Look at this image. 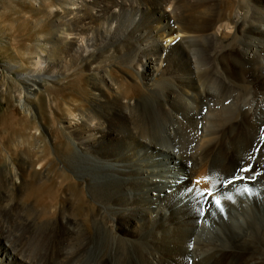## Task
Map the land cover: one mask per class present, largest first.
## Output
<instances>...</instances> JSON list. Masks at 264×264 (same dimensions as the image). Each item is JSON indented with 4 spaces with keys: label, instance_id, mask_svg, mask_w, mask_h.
Segmentation results:
<instances>
[{
    "label": "bare ground",
    "instance_id": "1",
    "mask_svg": "<svg viewBox=\"0 0 264 264\" xmlns=\"http://www.w3.org/2000/svg\"><path fill=\"white\" fill-rule=\"evenodd\" d=\"M34 2L69 58L5 67L29 95L95 73L89 99L108 108L104 121L64 118L75 148L33 171L40 204L42 175H75L73 216L57 215L60 230L42 205L29 235L0 216V264H264V0ZM21 155L7 183L26 199ZM196 180L213 200L188 191Z\"/></svg>",
    "mask_w": 264,
    "mask_h": 264
},
{
    "label": "rangeland",
    "instance_id": "2",
    "mask_svg": "<svg viewBox=\"0 0 264 264\" xmlns=\"http://www.w3.org/2000/svg\"><path fill=\"white\" fill-rule=\"evenodd\" d=\"M35 4L38 3L34 0H0V172L2 173H0V199L5 196L4 198H11L12 201L8 207L4 206L5 204L0 205V216L4 218L7 215L10 217V214L13 217L18 215L14 220H11L15 229L20 227L17 218H24L23 224H25L22 227L23 231L25 230L24 233L28 232L27 235L32 232L30 223L35 218L38 222L44 221V218H38L41 211L39 208H42V205L48 209V213L50 211L49 217H51L52 223L58 224L59 228L61 226L60 230L63 225L57 223L60 222L61 218L59 219V217L66 216L68 218L72 215L71 209L66 207L67 205L69 207V203H66L65 192L71 189L74 183L78 185L74 174L69 173L70 175L62 177V180L58 182H48L45 179L48 174L42 175L41 184L45 187L41 204L33 196L34 185L39 178L33 171L38 170L41 164L44 165V170H50L49 167H61L63 155L68 150L75 148V134L65 129L64 118L75 117L84 122L92 117L105 120L103 110L108 108V106L104 109L96 106L93 108L94 105L89 99V93L99 79L95 73V75L79 73L58 83H46L44 88L34 95L25 92L17 72L29 66L31 61L43 58L53 61L69 58L67 53L63 52L65 44L58 45L55 42L49 26L35 21L39 15L33 10L40 12L43 10ZM7 63L16 64L21 69H7L5 67ZM83 68L85 69V66ZM109 73L113 78H118L117 80L122 79L116 71ZM101 116L105 118H101ZM202 143L204 142L202 141ZM22 153L27 156V165L30 163L33 165L32 169L27 168L28 171L24 174L27 179L24 190L26 199H21V197L19 199L13 186L7 183L10 172L19 173L24 166L21 167L22 164H20ZM33 157L36 158L33 159ZM203 169L205 170V168ZM251 169L253 168L251 167ZM194 182L196 191L199 192L201 189L200 193L204 192L205 194L211 191L209 190L211 189L210 182H206L207 184L201 181L197 184V180ZM199 184L204 185L201 187ZM49 192L54 195L53 199L48 196ZM209 198L213 200L214 194ZM74 210L76 211V209ZM27 220L29 222H26Z\"/></svg>",
    "mask_w": 264,
    "mask_h": 264
},
{
    "label": "snow or ice",
    "instance_id": "3",
    "mask_svg": "<svg viewBox=\"0 0 264 264\" xmlns=\"http://www.w3.org/2000/svg\"><path fill=\"white\" fill-rule=\"evenodd\" d=\"M238 172H245V171H251V169L250 168H248V167H242V168H240V169H238L237 170ZM258 174V173H257ZM236 178L237 179H242V177H239V176H236ZM253 178H255L254 176H253ZM197 184L199 183V181H197L196 182ZM228 183L230 184V183H233V180H229L228 181ZM188 191H190V192H196V189L193 187V188H189L188 189ZM201 195H206V196H208V197H212L213 196V193L211 192V191H209V192H207L206 194H201ZM209 202H212V201H209ZM219 201L218 200H216L215 201V204L217 205V206H219Z\"/></svg>",
    "mask_w": 264,
    "mask_h": 264
}]
</instances>
